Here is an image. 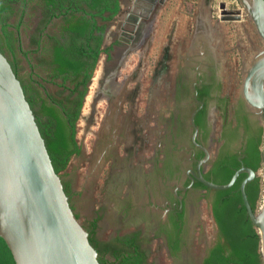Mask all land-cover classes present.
Instances as JSON below:
<instances>
[{
    "label": "flooded vegetation",
    "instance_id": "obj_1",
    "mask_svg": "<svg viewBox=\"0 0 264 264\" xmlns=\"http://www.w3.org/2000/svg\"><path fill=\"white\" fill-rule=\"evenodd\" d=\"M140 11L138 22H126L130 28L124 36L129 45L120 42L122 46L113 50L124 48L119 63L108 75L101 69L93 87V99L102 93L107 101L103 122L105 130L110 128L111 137L105 148L109 158L101 185L103 199L107 200L102 204L104 219L113 224L109 230L113 234L141 231L150 247L158 244L175 264H203L219 241V231L213 220V235L202 236L199 208L203 203L211 212L213 192L196 186L199 173L210 182L205 176L214 178L218 161L230 163L236 157L241 162L262 126L242 97L232 98L227 93L229 81L223 84L221 72L228 51L218 53L219 42L215 43L206 20L199 24L198 40L193 37L183 53L177 50L171 58L169 49H160L149 75L143 116L130 120L131 107L120 118L117 111L135 92L126 86V77L122 80V71L151 33V25L144 23L145 11ZM101 80L103 88L99 86ZM116 115L121 122L118 125L114 124ZM174 222L181 231L174 228ZM169 240L177 242L178 247L172 258Z\"/></svg>",
    "mask_w": 264,
    "mask_h": 264
},
{
    "label": "trees",
    "instance_id": "obj_2",
    "mask_svg": "<svg viewBox=\"0 0 264 264\" xmlns=\"http://www.w3.org/2000/svg\"><path fill=\"white\" fill-rule=\"evenodd\" d=\"M123 0H0V52L10 63L20 81L25 98L44 139L54 171L62 174L74 157L81 155L76 142V124L81 115L89 83L102 55L112 60L114 39L105 46L108 31L116 23ZM254 144H248L241 162L218 161L216 175L206 179L217 185L227 184L241 166L258 172L264 166L263 131L259 129ZM241 174L228 190L213 192L211 215L219 231V241L209 251L203 264H262L260 237L246 216L239 186ZM62 180L71 202L82 193L73 181ZM263 179L248 183L245 193L253 211L263 196ZM103 207L80 221L88 240L98 254L100 264H155L153 249L141 231L105 237ZM180 218L182 213L179 214ZM179 222V221H178ZM174 222V228H181ZM169 257L178 251L177 242L169 240ZM0 264H14L0 238Z\"/></svg>",
    "mask_w": 264,
    "mask_h": 264
},
{
    "label": "water",
    "instance_id": "obj_3",
    "mask_svg": "<svg viewBox=\"0 0 264 264\" xmlns=\"http://www.w3.org/2000/svg\"><path fill=\"white\" fill-rule=\"evenodd\" d=\"M165 1L160 0L159 4ZM237 1L264 43V0ZM138 5L143 6L145 21L155 8L153 0H135L131 11L125 12L118 41L125 42L126 46L129 42L124 36V30L128 32L124 29V19L138 22L140 17L132 12ZM225 8V3L219 4L220 10ZM229 13L239 14L233 10ZM221 16L219 22L241 21L224 17L223 13ZM198 27L194 33L197 40ZM239 96L250 109H254V115L260 120L264 113V49L258 50L246 67ZM204 152L207 161L208 153ZM241 174H246L239 186L242 204L247 218L259 234V252L264 264V190L262 203L256 211L252 210L245 193L246 185L258 176V172L242 166L225 185L208 182L200 173L197 179L206 188L224 191L231 188ZM0 238L14 264H100L97 252L89 243L88 232L70 207L60 174L54 171L21 83L1 52Z\"/></svg>",
    "mask_w": 264,
    "mask_h": 264
},
{
    "label": "rangeland",
    "instance_id": "obj_4",
    "mask_svg": "<svg viewBox=\"0 0 264 264\" xmlns=\"http://www.w3.org/2000/svg\"><path fill=\"white\" fill-rule=\"evenodd\" d=\"M134 1L135 0H123L121 3V12L118 15L119 19L116 20V23L108 31L105 39L106 44L113 42L114 39H119L125 12L131 11ZM197 1L198 0H166L164 4H159L158 2L150 17L144 21L145 24L151 25V33L150 35L148 34L149 36L145 39V46L138 52L139 55L142 54L143 57L139 58L138 53L133 54L129 64L122 71V80L126 77V86L129 89L134 88L135 92L134 95H131L129 100L123 102L122 107L117 111V114H119V112L121 113L120 118L123 116L122 113L126 112L127 109L131 107L133 110L131 111V116H129L130 120H132V117L133 119H137V117L143 116L145 102L147 101L149 75L159 53L169 49L168 53H170L169 55L171 58L176 55L177 50L179 53H183L194 37L196 27L199 26L200 22H204L205 20V23L214 31L215 43L219 42L218 53L221 55L224 50L228 51L221 72L224 77L223 84L225 85V81H229L226 83L228 88L226 91L232 98L240 95V86L245 69L251 62L252 57L257 54V51L264 49V43L257 36L254 27L242 10L236 11L239 12L237 16H235V14L226 15L231 19H240L241 21L219 22L218 18L222 17L220 15L219 4L225 3L223 0H211V6L209 4L198 5ZM231 1L236 2L235 5L230 4ZM226 4L230 9L240 7L237 0H227ZM225 12L229 13L227 9H225ZM124 29L128 30L127 26L126 28L124 27ZM123 53L124 48H118L117 51H113L112 60L110 62H106L104 55L100 57L88 86L81 115L76 124L75 139L81 148V156L74 157L70 161L67 169L60 174L61 179H71L74 181V187L77 192L81 193V190H84L83 195L74 198L71 202L74 214L79 216L82 222L85 217L91 216L99 206H102L103 203H107V200L103 199L101 185L106 175V170L103 172V169L107 168L106 166H108V164H106V162L109 158L105 153V148L111 138L110 128L105 130L104 122L106 121L103 122L108 104L105 99H102L104 97L102 93H97L93 99L95 93L93 87L97 86L96 78H99L101 73L100 70L105 69L107 75L111 73L115 68L114 66L119 63V59ZM103 82L104 81L101 80L99 84L100 88H103ZM115 82L116 85L119 84L118 81ZM117 118L118 115H116V122L114 123L116 125L121 123L120 120L118 122ZM259 121L263 131V142L260 146V150L264 151V113L260 116ZM109 125H111V121ZM119 153L120 152L117 151L116 154L118 155ZM102 163L103 165H101ZM258 176L264 181V166L258 171ZM109 205L111 204L109 203ZM199 209H201L199 215L200 219H197H199L202 224V236L209 238L215 231L210 209L203 203ZM104 222V227L107 228L105 230V237L110 238L113 233L109 230L113 228V224L107 221V219H104ZM151 248L153 249V253L150 256L151 262H155V264H175L167 257L165 252L159 248L158 244L154 243Z\"/></svg>",
    "mask_w": 264,
    "mask_h": 264
},
{
    "label": "bare ground",
    "instance_id": "obj_5",
    "mask_svg": "<svg viewBox=\"0 0 264 264\" xmlns=\"http://www.w3.org/2000/svg\"><path fill=\"white\" fill-rule=\"evenodd\" d=\"M154 1V4H155V6H156V4L160 1V0H153ZM142 8H141V5H138L136 8H135V10L134 11H132L133 13H134V15L135 16H141V10ZM236 12V11H235ZM224 14L225 16L224 17H227L226 15L227 14H231V13H228V12H225V10H220V15L221 14ZM239 13V12H238ZM232 14H235V16H237V15H239V14H236V13H232ZM125 22V25H126V22H128V23H131V22H134V21H126V20H124ZM158 37V36H157ZM138 50H140V47L137 49V50H135V51H133L132 53H130L129 55H128V59L130 58V56L134 53V52H136V51H138ZM96 80H97V78H96ZM95 87V86H94ZM252 110H254V109H252Z\"/></svg>",
    "mask_w": 264,
    "mask_h": 264
},
{
    "label": "crops",
    "instance_id": "obj_6",
    "mask_svg": "<svg viewBox=\"0 0 264 264\" xmlns=\"http://www.w3.org/2000/svg\"><path fill=\"white\" fill-rule=\"evenodd\" d=\"M223 1L226 3L227 0H223ZM197 2H198V5H203V4L208 5L209 4L210 6H211V3H212L211 0H198Z\"/></svg>",
    "mask_w": 264,
    "mask_h": 264
},
{
    "label": "built area",
    "instance_id": "obj_7",
    "mask_svg": "<svg viewBox=\"0 0 264 264\" xmlns=\"http://www.w3.org/2000/svg\"><path fill=\"white\" fill-rule=\"evenodd\" d=\"M235 3L236 2H232V1L230 2V4H233V5H235ZM225 5H226V8L225 9H227L228 11H232V10L233 11H241V8L240 7L236 8V9H230L226 3H225Z\"/></svg>",
    "mask_w": 264,
    "mask_h": 264
}]
</instances>
